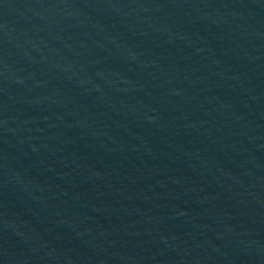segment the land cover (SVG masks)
<instances>
[{
	"label": "water",
	"instance_id": "1",
	"mask_svg": "<svg viewBox=\"0 0 264 264\" xmlns=\"http://www.w3.org/2000/svg\"><path fill=\"white\" fill-rule=\"evenodd\" d=\"M0 264H264V0H0Z\"/></svg>",
	"mask_w": 264,
	"mask_h": 264
}]
</instances>
